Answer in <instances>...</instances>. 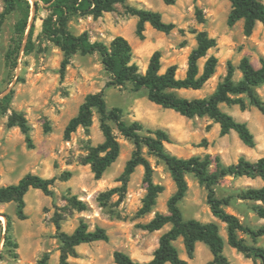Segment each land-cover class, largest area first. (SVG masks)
Listing matches in <instances>:
<instances>
[{
    "label": "rangeland",
    "instance_id": "obj_1",
    "mask_svg": "<svg viewBox=\"0 0 264 264\" xmlns=\"http://www.w3.org/2000/svg\"><path fill=\"white\" fill-rule=\"evenodd\" d=\"M31 1L28 0V25L31 20ZM261 1L264 3V0ZM38 4L32 19V48L26 52L27 40L24 35L15 68L6 66L5 56L13 45L14 26L20 19L19 12L7 16L2 26L0 96L13 94L10 109L0 115V187L17 184L26 174L46 179L59 178L66 172L71 173V176L67 181L55 182L53 197L30 189L24 197L25 220L18 219L15 203H0V264H38L44 254L49 255V264H60L62 244L56 236L53 223L55 213L61 216V231L64 233H73L83 221L88 231L101 227L108 235L107 241L75 247V254L67 257L69 264H115V252H123L133 261H149L160 236L171 226L167 224L156 231H148L142 226L149 223L156 213H168L167 201L176 191L175 184L165 166L156 157L146 155L144 150L154 170L153 182L164 190L157 196L152 209L142 213L147 192L143 182L144 170L138 166L125 188L122 187L120 177L134 146L130 140L118 134L112 123L111 127L120 144V154L102 178L95 180L90 166L84 160L90 148L104 140L98 114L93 112L91 125L87 129L79 127L69 140L64 138L65 126L77 114L85 97L103 92L107 108L121 109L122 119L126 123L138 121L145 129L164 130L171 138V143H164V146L174 156L189 158L210 155L212 158L219 157L225 166L236 164L242 157L250 162L264 157V115L253 106L241 110L238 106L220 105L222 111L247 124L255 139V146L249 148L234 131L221 136L219 125L207 117L188 119L150 102L144 89L135 92L130 84L124 87L107 86L110 75L105 71L98 54L74 55L61 77L63 54L41 34L42 21L49 11L43 3ZM125 5L159 12L162 20L173 23L175 28L170 34H164L146 24L144 39L140 40L135 34L137 18L126 15L125 6L117 5L113 12L104 13L98 18L73 16L68 21V29L76 36L86 32L91 42L98 41L106 45L117 36L124 37L132 47V62L142 73L151 55L159 51L160 72L175 65L177 79L184 78L186 74L189 54L196 46L194 32L205 31L216 40V46L207 54V57L214 56L218 60L215 73L200 90L175 91L180 97L197 99L210 96L226 75L228 62L235 68L234 79L239 80L241 73L238 66L243 57H248L255 68L260 66L259 59L264 57V27L256 24L250 35L244 34L242 21L229 27L227 16L230 3L226 0H175L170 6L162 0H126ZM3 7L0 0V13ZM197 10L204 18L203 23L197 19ZM204 62L205 59L199 61L200 70ZM257 93L264 101V86H260ZM11 111L22 114L28 121L31 147L18 127H7ZM45 124L50 127L47 133L44 132ZM214 167L215 163L212 162L210 169ZM186 182L188 191L180 203L183 218L203 223L216 222L226 243V225L212 216L206 203L205 188L192 175L186 176ZM262 185L259 178L226 176L220 180L216 192L219 198H230L229 205L225 206L226 212L236 216L244 226L257 228L264 224V220L253 212L254 203L240 200L237 195L247 187L258 188ZM114 189L115 192L106 196L103 202L99 200L101 195ZM72 196L82 201L86 209L79 211L73 208L67 201ZM8 219L11 224L10 240L16 245L6 240ZM240 236L252 244L248 236ZM174 244L180 258L189 264H207L212 259L203 243L196 244L192 259L186 255L181 239ZM257 246L264 247V238L258 240ZM224 255L230 264H260L259 260L247 258L227 244Z\"/></svg>",
    "mask_w": 264,
    "mask_h": 264
},
{
    "label": "trees",
    "instance_id": "obj_2",
    "mask_svg": "<svg viewBox=\"0 0 264 264\" xmlns=\"http://www.w3.org/2000/svg\"><path fill=\"white\" fill-rule=\"evenodd\" d=\"M226 1L230 3V11L227 16L229 27L242 21L245 35H250L257 23L264 27V3L261 0ZM39 2L43 3L49 11L47 17L42 21L41 34L58 47L63 54L60 68L61 77L64 76L74 55L98 54L105 71L110 75L107 86L124 87L130 84L135 92L144 89L150 102L173 110L188 119L207 117L219 125L221 136L234 131L244 145L249 148L255 146L254 136L247 124L237 121L222 111L220 105L238 106L241 110H245L247 106H253L264 115V101L257 93V89L264 86V57L259 59L260 66L258 68L251 64L248 57H243L238 66L241 73L239 80L234 79L235 68L228 62L226 75L210 96L187 99L178 96L175 91L202 89L214 75L217 67V58L207 57L208 52L216 46V40L209 37L205 31L194 32L196 46L189 54L184 78H176L175 65L167 67L163 73L160 72L161 53L159 51H155L151 55L147 68L142 73L139 67L132 62V47L124 37H115L109 45L98 41L91 42L86 32L77 36L73 35L68 29V21L73 16L98 18L104 13L113 12L117 5H123L126 15L137 18L135 34L140 40H143L146 24L164 34H170L175 28L173 23L164 22L159 12L125 5L126 0H38L34 2L36 12ZM162 2L170 6L175 3V0H162ZM2 3L4 7L0 13V36L7 16L16 11L20 14V19L14 26L13 45L5 56L6 66L15 68L21 42L27 30L30 3L28 0H2ZM196 16L200 23L204 22L200 11L197 10ZM33 32L34 24L32 23L27 35L26 52L32 48ZM201 59H205V62L200 70L199 61ZM12 94L11 92L0 99V115L6 114L10 109ZM94 111L99 116V127L104 140L101 144L90 148L84 163L90 166L95 180L102 178L120 154V144L111 127L112 123L118 134L130 140L134 146V151L120 177L123 182L122 187L125 188L130 175L138 166L143 167L144 170L143 182L147 186V192L143 199L141 212H149L155 205L157 196L164 190L162 186L153 182L154 170L146 158L144 150H146V155L156 157L165 166L176 187V191L167 201L168 213H156L149 223L142 226L148 231L160 230L167 224L171 226L167 232L160 236L151 260L137 262L123 252H115L113 255L115 264H189L179 256L174 244L178 239L182 240L189 259L194 257L196 244L203 243L212 255V259L207 264H230L224 255L225 244H227L245 257L257 259L260 264H264V247L257 246L258 240L264 238V224L257 228L244 226L236 216L225 211V206L229 205L230 198H219L216 192L220 180L226 176L259 178L263 183L261 187H247L237 195V198L254 203L253 212L259 219L264 220V157L256 162H250L242 157L236 164L225 166L219 157L212 158L210 155L189 158L174 156L164 146V143H171L168 133L161 129H145L138 121L126 123L122 119L121 109L107 108L103 92L85 97L77 114L65 126L64 138L69 140L79 127L87 129L91 125ZM7 127H18L25 136L27 145L32 146L31 127L22 114L11 111ZM49 131V125L45 124L44 132ZM212 162L215 163V167L211 170ZM187 175H192L205 188L206 203L212 216L226 225V243L220 235L219 225L216 222L203 223L195 219L185 220L183 218L180 203L188 191ZM70 176L71 173L66 172L59 178L46 179L26 174L17 184L0 187V203H15L18 219L25 220L27 217L24 213V197L30 189L39 190L45 196L53 197L52 187L55 182L57 180L67 181ZM115 190L101 195L99 200L103 202L104 198L113 194ZM67 201L79 211L86 209V205L75 196L68 198ZM53 223L56 236L62 244L60 264H69L67 257L74 255L75 247L81 244L108 240V235L103 228L96 227L93 231H88V227L83 221L71 234L61 231V216L59 214L55 213ZM10 226L8 219L6 240L16 245L10 240ZM240 234L248 236L252 244H248ZM48 262L49 255L44 254L38 264H49Z\"/></svg>",
    "mask_w": 264,
    "mask_h": 264
},
{
    "label": "water",
    "instance_id": "obj_3",
    "mask_svg": "<svg viewBox=\"0 0 264 264\" xmlns=\"http://www.w3.org/2000/svg\"><path fill=\"white\" fill-rule=\"evenodd\" d=\"M36 0H32L31 2V4H32V11H31V20H30V22H29V25H28V27H27V31H26V33H25V39L27 40V35H28V32H29V29H30V27H31V25H32V19L34 18V15H35V13H36V10H35V5H34V2H35ZM5 95H7L6 93L5 94H3V95H1L0 96V99L1 98H3Z\"/></svg>",
    "mask_w": 264,
    "mask_h": 264
},
{
    "label": "crops",
    "instance_id": "obj_4",
    "mask_svg": "<svg viewBox=\"0 0 264 264\" xmlns=\"http://www.w3.org/2000/svg\"><path fill=\"white\" fill-rule=\"evenodd\" d=\"M257 24H260V23H257Z\"/></svg>",
    "mask_w": 264,
    "mask_h": 264
}]
</instances>
